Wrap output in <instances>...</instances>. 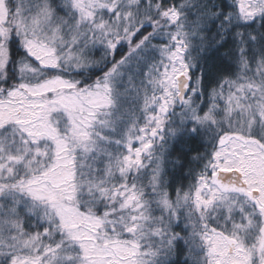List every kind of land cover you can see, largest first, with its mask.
Masks as SVG:
<instances>
[{
    "label": "snow or ice",
    "instance_id": "1",
    "mask_svg": "<svg viewBox=\"0 0 264 264\" xmlns=\"http://www.w3.org/2000/svg\"><path fill=\"white\" fill-rule=\"evenodd\" d=\"M0 264H264V0H0Z\"/></svg>",
    "mask_w": 264,
    "mask_h": 264
}]
</instances>
